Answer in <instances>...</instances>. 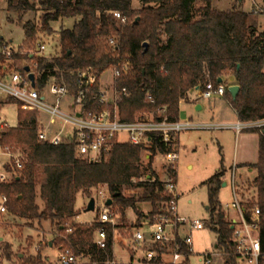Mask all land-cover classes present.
Returning <instances> with one entry per match:
<instances>
[{"label":"trees","instance_id":"obj_1","mask_svg":"<svg viewBox=\"0 0 264 264\" xmlns=\"http://www.w3.org/2000/svg\"><path fill=\"white\" fill-rule=\"evenodd\" d=\"M197 1L202 7L195 8ZM140 3V9L134 10L132 0H5L6 11L17 15L20 22L27 13H42L39 26L30 21L22 24V46L27 52L12 56V69L23 74L25 65L33 61L36 64L33 72L39 75L37 90L45 87L50 76L62 74L73 95L72 72L90 69L100 80L104 73L127 62V74L114 82L116 89L127 92L117 102L122 122H132L143 115L158 118L161 109L169 121L175 122L179 103L186 101L190 92L194 89L202 92L207 84L216 87L218 79L231 77L238 93L234 100L227 92L223 97L237 121L264 119V31L256 33L251 14L213 10L211 0H140ZM114 12L125 19L124 24L112 17ZM60 19L76 22L70 30H60L58 55L49 60L36 57L37 33L50 34V24ZM110 40H114V46L109 45ZM1 42L0 38V45ZM4 66L6 59L0 57V75ZM5 104L14 102L7 100ZM90 109L99 107L92 105ZM17 110L18 126L5 128L1 133L2 144L18 149L24 161V169L18 176L9 185L0 187L7 197L9 216L31 224L49 222L59 235L58 244L72 248L82 260L94 264L111 261L114 228L106 227V249L98 250L93 244L96 219L90 225L72 221L78 215L76 199L81 194L89 201L103 187L112 200L111 211L116 209L120 216L131 210L137 220L142 218L139 203L150 204L148 219L161 213L168 199L162 195L163 186L157 179L140 181L143 176L139 164L144 157L141 148L114 144L106 158L88 162L76 154L72 143L51 146L39 142L37 113ZM247 132L258 136L252 188L260 210L258 233L264 249V135L256 130ZM223 175V170H219L203 183L208 215L203 224L215 235V247L223 264H237L231 225L218 199ZM133 189L142 190V194L123 195L124 190ZM67 228L72 230L70 234H65ZM173 233L175 239L168 248L153 246L157 255L149 264H166L160 256L167 249L173 251L175 245L184 256L180 264H188L191 254L177 237L176 229ZM21 264L40 262L25 260Z\"/></svg>","mask_w":264,"mask_h":264},{"label":"built area","instance_id":"obj_2","mask_svg":"<svg viewBox=\"0 0 264 264\" xmlns=\"http://www.w3.org/2000/svg\"><path fill=\"white\" fill-rule=\"evenodd\" d=\"M112 17L120 24L125 23V19L117 12H114ZM109 45L114 46V40H110ZM37 49L36 57L45 58L41 56L45 51V46L37 42ZM17 53L7 42H1L0 57H4L6 63L11 64L12 56ZM50 58L45 59L49 60ZM10 66L11 68L8 65L4 66L3 73L0 75L1 105L5 104L7 100H12L21 111L36 112L39 116L41 114L47 116V123L43 126L37 117V140L51 146L72 143L75 146L76 154L88 162H97L106 158L114 144H128L140 147L148 158L159 156L172 169L178 159L176 138L182 132L217 129L231 130L235 134L256 130L262 134L264 131V119L248 123L237 122L234 125L198 126L190 120L171 122L164 115V109L158 111V118L153 115H143L132 122H122L118 116L117 102L121 97H126L127 92L125 89H116L114 82L121 75L127 74V62L121 63L117 68L109 71L111 80L108 88L107 86L103 87V83L90 69L72 72L71 76L74 77L75 84L73 95L70 94L62 74L59 77L50 76L45 87L42 90H37L36 82L39 75L33 72L36 67L33 61L25 67H28L29 72L33 74L34 88L31 87L27 73L20 74L12 69V64ZM95 86H98L96 90ZM227 89L228 86L225 83L217 84L216 87L207 84L202 92L196 89L195 95L198 99L203 100H210L214 97L222 98ZM146 97L150 100L148 95ZM64 102L67 104L68 112L61 110V105ZM92 105L98 106L99 110L90 109ZM55 125L60 126L58 131L52 130ZM5 128L7 127L0 124V187L9 185L24 169V161L19 150L1 142V133ZM65 128H69L66 134ZM121 137L124 139L120 140ZM158 182L163 186L162 195L168 200L161 213L152 219H147L144 225L150 228L148 238L152 244L164 248L174 242V229L177 230L179 227L187 225L190 230L200 231L204 228V224L199 221L189 223L178 217L176 213L177 196L173 180L170 178L166 181L158 180ZM96 195L99 205L93 244L98 250L103 251L106 249V227L114 228V214L111 208L105 205L109 199L107 191L102 189ZM225 207L234 210L238 216V219L232 223V242L236 260L244 264H264V249L258 233L260 210L257 204L243 206L236 200L233 190V202ZM8 216L7 197L0 192V226L4 224ZM71 231L70 228H67L65 234H70ZM144 239L145 236L141 230H136L130 235L127 246L139 248ZM180 240L191 254L190 237ZM172 252L171 261L167 264H180L184 256L178 252L177 245L174 246ZM204 258V264H210L209 255L205 254ZM152 259V254L148 253L146 264H149ZM58 262L60 264H84L81 257H78L72 248L64 245L58 249ZM105 264L114 263L106 261Z\"/></svg>","mask_w":264,"mask_h":264},{"label":"rangeland","instance_id":"obj_3","mask_svg":"<svg viewBox=\"0 0 264 264\" xmlns=\"http://www.w3.org/2000/svg\"><path fill=\"white\" fill-rule=\"evenodd\" d=\"M202 5L200 1H197L195 8H200ZM211 6L216 11L237 10L251 14L250 19L256 28V33L264 31V0H211ZM140 7V0H132L134 10H138ZM41 16L40 11L27 13L22 16L20 22L17 15L6 11L5 0H0V38L4 43L10 42L14 51L25 54L27 50L22 46L24 42L22 24L30 21L39 26ZM75 22L76 20L72 19H60L50 24V34L37 33L36 42L45 46V51L41 56L45 58L57 56L60 30H70ZM11 64L6 63L9 68H11ZM110 80L111 73L109 71L100 78L103 87L107 86V88L110 85ZM189 98L191 101L196 99L194 95ZM50 100L53 102L51 98ZM51 101L49 103H52ZM197 104L202 105L201 111H195L192 104L180 106L178 120H190L198 126L237 123V119L224 97H214L210 100L200 99ZM66 105L65 102L62 103L61 110L68 112ZM17 113L18 110L14 104H3L0 107V123H5L8 128H16L18 126ZM37 117L42 126L47 123V116L37 114ZM59 129L58 125L52 127L54 131ZM68 131L69 128H65V134ZM123 139L120 138V140ZM176 144L178 159L173 164V172H170L172 169L169 164L159 156L155 158L150 169L143 158L139 165L143 178L144 175L153 171L160 181L170 178L173 180L177 196L176 213L178 217L189 223L194 221L204 223L208 219L207 195L203 183L212 177L217 169L224 170L223 183L226 186L220 188L218 199L222 210L229 215L228 219L232 217L238 219L234 210L225 207L233 202V190L236 200L243 206L248 207L256 204L252 188V182L256 177L253 166L257 163L258 158L256 134L243 132L235 136L231 130H190L180 133L176 138ZM143 178L142 181H144ZM102 189L104 190L102 187L98 191ZM132 194H137L139 197L142 190L123 191L125 197L132 196ZM93 199L95 200L94 211L86 212L88 200L81 194L77 196L75 209L79 212L76 220L78 223H89L96 217L99 205L96 192L93 193ZM37 204L41 206L40 201H37ZM137 206L139 212H150L149 203H139ZM113 212L116 222L122 225L120 230L114 234L115 263L130 264L132 257L133 261L137 263L138 259L144 258V253L141 251V247H128L127 242L133 233V228L138 226L142 218L132 222L127 220L125 215L120 216L116 209H113ZM127 215L129 218L134 216L131 210L127 211ZM141 215L143 214L141 213ZM141 232L148 238L150 228L144 227ZM179 234L182 238L190 237L191 239L192 254L188 258V264H204V254L209 255L210 264H223V258L215 248L216 237L213 233L207 229L189 231L186 225ZM58 238L59 235L54 226L49 222H33L31 224L8 216L4 224L0 226V264H21L25 260H36L40 264H60L58 249L62 245L58 244ZM163 259L166 260V257ZM237 264L244 263L237 261Z\"/></svg>","mask_w":264,"mask_h":264},{"label":"crops","instance_id":"obj_4","mask_svg":"<svg viewBox=\"0 0 264 264\" xmlns=\"http://www.w3.org/2000/svg\"><path fill=\"white\" fill-rule=\"evenodd\" d=\"M211 8H212V6H211ZM2 39V38H1ZM2 41H3V39H2ZM9 45H10V42H7ZM58 51H59V49H58ZM221 81H222V83H225V84H227V86L228 87H230V86H236V83H235V81L233 80V78H231V77H226V78H223V79H221ZM195 90L196 89H194L192 92H190L189 94H188V97H187V100L186 101H183V102H180L179 103V111H180V106H182V105H189V104H192L193 105V107H194V110L195 111H201L202 110V105L201 104H197V102H198V100H200V99H198V97L195 95ZM191 95H194L195 97H196V99L195 100H193V101H191V99L189 98V96H191ZM195 101H197L196 103H194ZM229 106V105H228ZM230 107V106H229ZM198 108V109H197ZM232 110V109H231ZM233 111V110H232ZM233 113H234V115H235V117H236V114H235V112L233 111ZM237 119V118H236ZM238 122V121H237ZM0 124H3L4 126H6V124L5 123H3V122H1ZM236 124V123H235ZM231 125H234V124H231ZM7 127V126H6ZM8 128V127H7ZM233 132V131H232ZM244 132H247V131H244ZM234 133V132H233ZM243 133V132H242ZM235 134V133H234ZM241 134V133H240ZM240 134H235V136H238V135H240ZM257 136V135H256ZM257 144H258V136H257ZM176 146H177V144H176ZM142 154H143V159L148 163V161H149V159L150 158H148L147 157V155L146 154H144L143 152H142ZM152 160H153V162H152ZM154 160H155V158H152L151 159V164H150V167L153 165V163H154ZM219 171V169H217L216 170V172H218ZM215 172V173H216ZM223 172H224V170H223ZM214 173V174H215ZM144 181H146V180H155V179H157V180H159L158 179V177L155 175V173L152 171L151 173H148V174H146V175H144ZM141 181V180H140ZM222 181H223V177H222ZM223 184V183H222ZM225 184V183H224ZM225 186H226V184H225ZM221 188H224V187H222V185H221ZM94 209H95V206H94ZM222 209V208H221ZM150 210H151V208H150ZM75 211H77L76 209H75ZM128 211V210H127ZM127 211L125 212V218L127 219V220H129V221H132V222H135L137 219V217L135 216V214H134V216L132 217V218H129L128 217V215H127ZM78 212V211H77ZM222 212L224 213V215H225V219H226V221L228 222V223H230V225H231V227H232V223H233V221H236L237 219H235L234 217H232V218H230V219H228V217H229V215H227L223 210H222ZM140 213H142L143 214V216H142V219H141V221H140V223L138 224V226H136V228H133V232H135L136 230H142L144 227H145V223H146V220L148 219V217H147V215H148V213H144V212H140ZM78 215H79V212H78ZM78 215L73 219V223H75V224H81V225H90V224H92L94 221H95V219H96V217H97V214H96V217L91 221V222H89V223H78L76 220H77V218H78ZM122 227V225L121 224H119V223H117L116 222V219H115V216H114V230H113V245H114V240H115V236H114V234L117 232V231H119L120 230V228ZM185 227V226H184ZM184 227L182 228V227H179L177 230H176V234H177V237L179 238V239H183L182 238V236L179 234V232H181V230H183L184 229ZM203 229H206V227L204 226V228ZM188 230L189 231H196V230H190L189 228H188ZM201 231V230H200ZM209 231V230H208ZM126 244V243H125ZM169 245V244H168ZM168 245L166 246V248H168ZM150 246H154V244H152V242L149 240V238H147V237H145V239H144V242L141 244V251L144 253V258H141V259H138L137 260V263H135L134 261H133V257L131 258V260H130V264H146V259H147V257H148V253H151L152 254V256H153V259L155 258V256L157 255L156 253H155V251L153 250V248L152 247H150ZM216 248V247H215ZM172 250H169V249H167V252L166 253H164V254H162L161 256H160V259H161V261L163 262V263H169L170 261H171V256H172ZM217 253H218V251H217ZM192 254V253H191ZM205 255V254H204ZM163 257H166V260L165 259H163ZM189 258V257H188ZM187 258V259H188ZM152 259V260H153ZM183 261V260H182ZM111 262H113L114 264H118V263H115V260H114V249H113V246H112V260H111ZM82 263H84V264H94V263H91V262H89L88 261V259H85V260H82ZM103 264H105V263H103Z\"/></svg>","mask_w":264,"mask_h":264},{"label":"water","instance_id":"obj_5","mask_svg":"<svg viewBox=\"0 0 264 264\" xmlns=\"http://www.w3.org/2000/svg\"><path fill=\"white\" fill-rule=\"evenodd\" d=\"M143 46L146 47V44H143ZM23 71L28 74V79H29V81L31 83V87L34 88L35 85H34V77H33V74L29 72V68L28 67H24L23 68ZM221 83H222L221 79H218L217 80V84H221ZM238 90H239L238 86H230V87H228L227 93L229 94V96L231 97L232 100L235 99V97H236V95L238 93ZM262 135H264V131L262 132ZM222 187H225V184L224 183L222 184ZM111 204H112V200H111V198H109L106 201L105 205L107 207H110ZM94 206H95V202H94V199L92 198V199H90L88 201V204H87V207H86L85 211L86 212H93L94 211ZM230 229L232 230L233 228L230 227Z\"/></svg>","mask_w":264,"mask_h":264}]
</instances>
